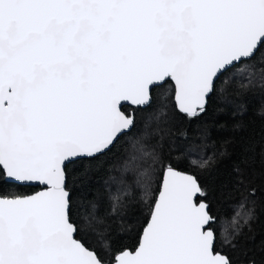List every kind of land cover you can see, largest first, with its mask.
Wrapping results in <instances>:
<instances>
[{
    "label": "snow or ice",
    "instance_id": "obj_1",
    "mask_svg": "<svg viewBox=\"0 0 264 264\" xmlns=\"http://www.w3.org/2000/svg\"><path fill=\"white\" fill-rule=\"evenodd\" d=\"M262 206L264 0H0V264H264Z\"/></svg>",
    "mask_w": 264,
    "mask_h": 264
},
{
    "label": "trees",
    "instance_id": "obj_2",
    "mask_svg": "<svg viewBox=\"0 0 264 264\" xmlns=\"http://www.w3.org/2000/svg\"><path fill=\"white\" fill-rule=\"evenodd\" d=\"M220 107H223L222 105ZM250 112L252 109L249 110ZM257 123H259V118L256 116L252 117ZM227 120H221V124H227ZM230 135L229 129L227 127L219 128L213 133V138L217 140V146L216 149H219L220 147V141H222L224 138ZM213 150L211 146L206 150L207 154H210ZM234 203V201L229 200L227 198H224L223 200H218L217 202V208L221 211V213L227 214L228 216H231L233 212V208L231 205ZM252 229L253 234L255 235V242L259 243L261 240H264V206L258 207L257 210V217L255 219V222L252 223Z\"/></svg>",
    "mask_w": 264,
    "mask_h": 264
}]
</instances>
